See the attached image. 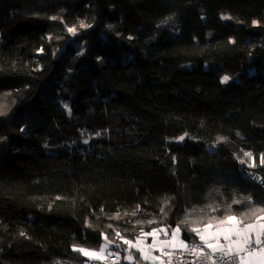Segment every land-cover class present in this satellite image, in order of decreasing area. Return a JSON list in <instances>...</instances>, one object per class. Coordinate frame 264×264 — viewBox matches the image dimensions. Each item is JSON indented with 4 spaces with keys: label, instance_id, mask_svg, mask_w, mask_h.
Here are the masks:
<instances>
[{
    "label": "trees",
    "instance_id": "16d2710c",
    "mask_svg": "<svg viewBox=\"0 0 264 264\" xmlns=\"http://www.w3.org/2000/svg\"><path fill=\"white\" fill-rule=\"evenodd\" d=\"M0 112V264L253 221L264 0H0Z\"/></svg>",
    "mask_w": 264,
    "mask_h": 264
},
{
    "label": "snow or ice",
    "instance_id": "6c2138e0",
    "mask_svg": "<svg viewBox=\"0 0 264 264\" xmlns=\"http://www.w3.org/2000/svg\"><path fill=\"white\" fill-rule=\"evenodd\" d=\"M229 19L230 17H225ZM52 19H57L56 17H52ZM255 24L256 21H253ZM81 28L91 27V25L85 24L83 21L80 23ZM68 31L73 35L76 34L75 28H68ZM51 39V37H49ZM42 50V49H41ZM230 79L229 76H224L222 78V83L228 82ZM68 108V105H65ZM71 109L69 108V113ZM3 112H0V115H3ZM23 131V129H21ZM187 135V133L185 134ZM184 136L179 137V140H183ZM223 137L218 138V142L223 141ZM87 143V141H85ZM244 157L248 158V160L252 159V153L245 152L243 153ZM242 164L246 163V160L240 161ZM260 163L264 164V154H261ZM249 167H256L255 163L249 164ZM264 183V181H261ZM59 199V198H58ZM249 202H251V198H246ZM234 204L241 203L240 200L233 201ZM211 207V206H209ZM231 206H229V209ZM213 211H217V209L213 208ZM163 211V209L161 210ZM252 214L255 215L256 212H264V207L256 209L253 208ZM133 216L136 215V212L132 213ZM201 220L203 217L200 218ZM216 219V217H211L208 223H205L203 227L192 226L195 224H199L200 220H195L189 223L188 220L183 221L182 223L188 224V230L192 233H195L200 240V245H189L184 240H180L177 244V234L180 232V228L177 227L172 230L171 240L164 241L160 244V252L161 255L168 256L169 259L167 264H171V256L172 252H165V247H170L173 251L179 250L184 251L188 250L194 255H197L201 259L212 260V256L214 254H219V260L221 264H264V217H258L259 223H250L244 224L242 217H236L234 215H226L223 220L219 222V224L214 225L211 223L212 220ZM137 223H142L138 221ZM148 223H153L152 221H148ZM111 227V225L109 226ZM211 229V231H210ZM164 229H153L152 232L142 233L143 236H153V244L149 246L148 252L140 247L142 243L141 239L138 237L135 243L132 240L125 239L121 236L119 232L115 233L117 237L123 240L125 245H128L127 251H131L132 248H136L142 254L143 260H153L159 261L160 257L151 256L150 253L156 250L157 241L155 239L156 232H165ZM21 235H24L22 232ZM254 236V238H253ZM106 243L101 246L99 251L89 250L84 247L73 245V250L88 257L89 259H99L101 258V254L105 253L106 249L113 241L108 240L107 236H105ZM223 241V243L221 242ZM210 249V252H205L204 249ZM113 255L119 257L120 253H114ZM126 259L129 261L133 260L131 255L127 256ZM59 264V262H57ZM182 264V262H181ZM190 264H195V261L190 262ZM213 264H216L213 261Z\"/></svg>",
    "mask_w": 264,
    "mask_h": 264
},
{
    "label": "built area",
    "instance_id": "2783aa9c",
    "mask_svg": "<svg viewBox=\"0 0 264 264\" xmlns=\"http://www.w3.org/2000/svg\"><path fill=\"white\" fill-rule=\"evenodd\" d=\"M251 179L255 180L256 182H260L259 178L256 175H251ZM261 183V182H260ZM189 245H200L201 242H192V241H186ZM128 245L123 244L122 242H116L112 246H109L106 249V253L104 257H101L99 259H89L88 257H85L84 260L79 264H150L144 262L140 257H138L135 250L132 248L131 251H127ZM205 252H210V249L205 248ZM120 253V256L117 257L113 255L114 253ZM131 255L133 257V260L129 261L126 259L127 256ZM169 258L165 260L162 264H167ZM195 261V264H213V261L216 262V264H221L219 260V254H214L212 256V260H206L201 259L197 255H194L188 250L184 251H173L171 256V264H190V262ZM59 264H75L69 261H63L59 260Z\"/></svg>",
    "mask_w": 264,
    "mask_h": 264
},
{
    "label": "crops",
    "instance_id": "0c3cea01",
    "mask_svg": "<svg viewBox=\"0 0 264 264\" xmlns=\"http://www.w3.org/2000/svg\"><path fill=\"white\" fill-rule=\"evenodd\" d=\"M234 216L238 217L237 215H234ZM259 217H264V213H263L262 215H260ZM223 219H224V218H223ZM223 219H221V220H223ZM221 220L216 221V222H212V224L217 225V224H219V222H220ZM243 223H244V224L259 223V221H258V219H255V220H253V221H251V220H249V221H244V220H243ZM201 228H202V227H201ZM210 231H211V229H210ZM144 232H145V231H144ZM146 232H147V231H146ZM149 232H152V230L149 231ZM168 232H169V237H168L169 240H168V241H170L171 238H172V237H171V233H172L171 229H168ZM142 233H143V232H142ZM142 233L138 236V237L141 239V241H142V243L140 244V247H142V248L145 250V252H148V250H149V246H151V245L153 244V237H152V236H143ZM154 235H155V239H156V241H157L158 243H157V245H156V250L152 251V252L150 253V255H151V256H158V257H160V260H159V261H153V260L149 259V260H147V261H146V260H144V261L147 262V263H150V264H162V263H164L165 260H166L167 258H169V257L166 256V255L162 256V255H161V252H160V250H159V248H160V244L164 242L163 239H162V237H161V234H158V232H157V233H155ZM138 237H137V238H138ZM137 238H136V239H137ZM253 238H254V236H253ZM136 239H134V240H132V241L135 243ZM180 240H184V239L182 238V236H178V235H177V244L179 243ZM184 241L186 242V240H184ZM199 241H200V240H199ZM221 242L223 243V241H221ZM133 249H134L135 252H136L137 254H139V256L142 258V254H141L139 251H137L136 248H133ZM165 249H167V250H165ZM164 251H165V252H173V250H172L170 247H165V248H164ZM105 253H106V251H105ZM105 253L101 254V257H104V256H105Z\"/></svg>",
    "mask_w": 264,
    "mask_h": 264
},
{
    "label": "rangeland",
    "instance_id": "374dc122",
    "mask_svg": "<svg viewBox=\"0 0 264 264\" xmlns=\"http://www.w3.org/2000/svg\"><path fill=\"white\" fill-rule=\"evenodd\" d=\"M177 228V227H176ZM155 229H164V230H166L165 232H158V234H161V237H162V239H163V241H168L169 240V232H168V227H161V228H155ZM173 229H175V228H173ZM172 229V230H173ZM171 230V231H172ZM148 232V231H147ZM146 231L144 232L143 231V233H147ZM142 233V232H141ZM157 233V232H156ZM178 236H181V231L177 234ZM153 237V236H152ZM128 240H130V239H128ZM89 250H91V249H89ZM165 250H167V249H165ZM96 251H99V250H96Z\"/></svg>",
    "mask_w": 264,
    "mask_h": 264
}]
</instances>
